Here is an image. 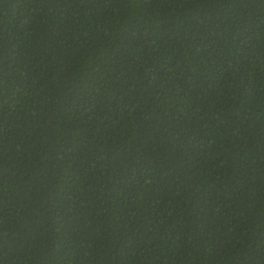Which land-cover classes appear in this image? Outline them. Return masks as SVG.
I'll use <instances>...</instances> for the list:
<instances>
[{"label":"trees","instance_id":"obj_1","mask_svg":"<svg viewBox=\"0 0 264 264\" xmlns=\"http://www.w3.org/2000/svg\"><path fill=\"white\" fill-rule=\"evenodd\" d=\"M0 264H264V0H0Z\"/></svg>","mask_w":264,"mask_h":264}]
</instances>
